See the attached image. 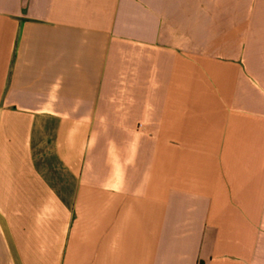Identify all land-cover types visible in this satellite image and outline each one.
Listing matches in <instances>:
<instances>
[{"label": "crops", "instance_id": "0c3cea01", "mask_svg": "<svg viewBox=\"0 0 264 264\" xmlns=\"http://www.w3.org/2000/svg\"><path fill=\"white\" fill-rule=\"evenodd\" d=\"M0 264H264V0H0Z\"/></svg>", "mask_w": 264, "mask_h": 264}, {"label": "rangeland", "instance_id": "374dc122", "mask_svg": "<svg viewBox=\"0 0 264 264\" xmlns=\"http://www.w3.org/2000/svg\"><path fill=\"white\" fill-rule=\"evenodd\" d=\"M49 164H50V169H52L53 171H55V169L57 168V164H56V161L55 159H53V156L50 155V158H49ZM54 174H51V177L53 176Z\"/></svg>", "mask_w": 264, "mask_h": 264}]
</instances>
